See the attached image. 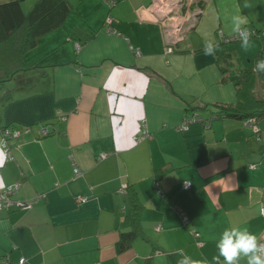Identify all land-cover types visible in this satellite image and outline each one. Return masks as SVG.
Segmentation results:
<instances>
[{
  "label": "crops",
  "instance_id": "1",
  "mask_svg": "<svg viewBox=\"0 0 264 264\" xmlns=\"http://www.w3.org/2000/svg\"><path fill=\"white\" fill-rule=\"evenodd\" d=\"M25 1L29 10L36 0ZM67 2L63 25L23 55L25 68H37L0 83V144L2 128L19 132L0 180L17 186L12 200L44 195L28 210L0 213V264H177L181 248L212 264L227 227L264 241V116L257 134L236 118L179 130L203 108L236 103L222 81L225 57L205 55L204 43L231 52V74L254 68L264 0H182L190 7L178 16L168 0ZM195 7L193 27L167 52L161 22L187 24ZM237 12L257 35L248 52L240 40L226 42ZM141 130L148 137L136 142ZM131 196L140 232L118 251L131 230Z\"/></svg>",
  "mask_w": 264,
  "mask_h": 264
},
{
  "label": "trees",
  "instance_id": "2",
  "mask_svg": "<svg viewBox=\"0 0 264 264\" xmlns=\"http://www.w3.org/2000/svg\"><path fill=\"white\" fill-rule=\"evenodd\" d=\"M21 3L22 0H0V83L27 70L28 67L37 68L34 65L27 68L23 66L25 65L24 53L32 49L41 36L62 26L71 10L67 0H36L31 9L24 13ZM254 36H257L256 33ZM258 36L262 39L263 47L257 54L256 62L264 59V35L258 34ZM215 52L219 60L225 57L224 61H227L225 66L220 67L222 81L232 83L234 86L236 103L214 104L213 109L203 108L197 112L198 114L193 113L188 116L187 120L192 118L194 122H197L215 118H236L242 120L251 130L253 127L257 128L258 120L264 116V85L261 96L255 95L254 89L259 80L264 82V73L253 71L254 67L239 69L233 75L230 73L231 52L225 50H215ZM204 114L207 115L206 118ZM251 120L253 124H248ZM7 128L14 129V126L2 128V136ZM143 131L145 130L140 131L139 136ZM253 134H255L254 131ZM139 215L140 206L132 197L130 214L127 216L131 230L120 234L116 244L118 251L128 247L140 232Z\"/></svg>",
  "mask_w": 264,
  "mask_h": 264
},
{
  "label": "clouds",
  "instance_id": "3",
  "mask_svg": "<svg viewBox=\"0 0 264 264\" xmlns=\"http://www.w3.org/2000/svg\"><path fill=\"white\" fill-rule=\"evenodd\" d=\"M248 6L245 4V7ZM246 25V17L239 14V12L231 17V31L240 40L241 48L244 52H248L253 47L251 40L253 33L245 27ZM215 48L216 45L210 40H205L203 48L205 55H214ZM253 71L264 73V59L257 60ZM3 157V149L0 148V164L3 163ZM4 187L5 185L0 180V189ZM260 211L261 215H264V208H261ZM216 248L218 254L212 257V264H221V257L223 258V264H240L242 259H246L247 264H264V242H261L246 227L230 226L225 228L216 241ZM175 254L180 257L177 260V264H209L206 258L193 259L182 248L177 249Z\"/></svg>",
  "mask_w": 264,
  "mask_h": 264
},
{
  "label": "built area",
  "instance_id": "4",
  "mask_svg": "<svg viewBox=\"0 0 264 264\" xmlns=\"http://www.w3.org/2000/svg\"><path fill=\"white\" fill-rule=\"evenodd\" d=\"M169 1V12H176L177 16L180 13V9L181 8H185V3H183L184 5L182 6V0H168ZM185 2V1H184ZM190 7V5L188 6ZM187 7V8H188ZM185 8V9H187ZM200 13V9L195 7L194 10H191V12L188 15V19H187V24L186 23V19L183 18V20L181 18H178L179 20L182 21H176L174 23L171 24V22L168 21L167 22H161V30H162V37L165 41V43L167 44V52L171 51L172 46L179 41L184 35L185 33H187V31L193 27V21L195 20V16H197ZM110 21H108L107 23H109ZM253 33L252 36L255 35L254 31H251ZM264 35V31L261 32L259 35ZM239 40L237 38V36L234 34L228 38H226V42H233ZM138 51L135 52L136 55H138ZM194 122V119L190 118L188 120L185 121V124L182 128H179V130H186L187 128V124L188 123H192ZM248 124H253V121H249ZM253 131L256 133L258 131V129L256 127H253ZM40 135H46L47 131L44 129H41L39 131ZM19 136V132L17 130L14 129H10L7 128L4 130L3 132V136H2V140H1V144H0V148L3 149L4 152V157H6V159H11V154H10V150L8 148V140L11 139H15L16 137ZM148 137V133L146 131H143L142 134L138 137H135L134 140L136 142H139L141 139H145ZM105 154H101L100 155V159L104 158ZM251 168H253V166H251ZM74 174L75 176L80 175L79 170L74 169ZM183 187L184 188H189V183L188 182H183ZM17 190V186H9V187H5L3 190L0 191V213L4 212V211H9L10 209H17V210H28L30 208H32V206L34 204H36L40 199L44 198V195H38L32 199L29 200H25V201H17V200H12L11 196L14 194V192ZM161 195V192H158ZM79 203H84L86 202V199L83 198H77ZM261 214V211H260ZM264 217V215H262ZM194 236H198L196 233H194ZM264 242V241H261ZM24 260H20L18 264H23Z\"/></svg>",
  "mask_w": 264,
  "mask_h": 264
},
{
  "label": "rangeland",
  "instance_id": "5",
  "mask_svg": "<svg viewBox=\"0 0 264 264\" xmlns=\"http://www.w3.org/2000/svg\"><path fill=\"white\" fill-rule=\"evenodd\" d=\"M25 3H26V1H25V0H23V2H22V4H21V5H22V7L24 8V10H23V11L26 13V12H28L30 9L28 10V8H25V6H26V4H27V3H26V4H25ZM41 127H42V126H39V127L37 128V130H39V131H40V130L42 129ZM39 131H38V132H39Z\"/></svg>",
  "mask_w": 264,
  "mask_h": 264
}]
</instances>
